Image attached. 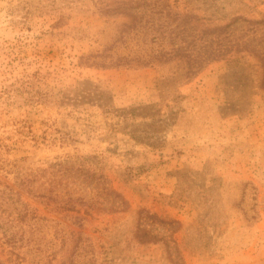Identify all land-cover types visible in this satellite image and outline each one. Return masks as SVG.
Segmentation results:
<instances>
[{"label":"rangeland","instance_id":"1","mask_svg":"<svg viewBox=\"0 0 264 264\" xmlns=\"http://www.w3.org/2000/svg\"><path fill=\"white\" fill-rule=\"evenodd\" d=\"M123 1L0 0V264H264V0ZM238 15L190 76L169 40Z\"/></svg>","mask_w":264,"mask_h":264},{"label":"trees","instance_id":"2","mask_svg":"<svg viewBox=\"0 0 264 264\" xmlns=\"http://www.w3.org/2000/svg\"><path fill=\"white\" fill-rule=\"evenodd\" d=\"M150 3V2H149ZM156 3L153 2V5H155ZM122 7H130L133 6L131 8L134 7H140V6H144V4L141 2V0H131V1H123L121 4ZM118 12H121L123 14H127V15H131L130 11L128 10V8L126 9H122L120 8ZM169 16H172V20L176 21L177 17L180 16L178 13H171L168 12ZM133 19L132 21H130L129 23L125 24L126 28L128 29H132L135 30V28L137 27H142V17H138L135 14H132ZM243 19V20H247L249 23H256V21H260V20H254V19H249L246 18L244 16H236L233 19H231L230 21L226 22L223 25H217V26H213V27H209V28H205L203 30V32L206 35H210L209 37L206 35H202L201 38L203 39L204 37H206L205 43L203 45V48H197L194 50V46L195 41L196 40H190L187 41L186 37L183 34V38L182 39H173V40H169V44L171 43L173 45V49L179 51V50H183L186 49L185 53L182 52V54L180 55L181 57L187 56V62L190 61H194L193 63H190V69L191 71L188 72V74L190 76H193L195 74H197L201 68L203 66L206 65V62H211L214 60H220V59H225L227 57L228 54H230V52L233 50V47H235V44L233 43L234 40L230 39V34H231V26L237 22L238 20ZM151 20L152 22L155 21V19L151 16ZM149 22V20H148ZM190 22V21H189ZM172 23V21H171ZM188 23V22H187ZM153 24V23H152ZM171 24H169L168 26H170ZM182 25L180 24H176L174 28L171 27L170 31H175L176 29H179ZM186 27L184 26V29ZM138 29V28H137ZM136 29V30H137ZM139 32H141V28L138 30ZM156 38H154L152 40V42H156L155 41ZM185 39V40H184ZM186 41L187 44L184 47L183 46V42ZM152 43L151 41H147ZM161 42V41H160ZM192 42V44H191ZM146 43V42H145ZM236 47H240L239 45H237L236 43ZM145 54L139 52L137 53L135 56H130V55H126V56H120L122 58H120L119 62H106L104 61L103 63H101L102 65H122V59H125L126 62L123 63H131L132 61H136L137 64L141 65V66H151L152 64H154L156 61L158 62H171L172 60H174L177 56L176 52L173 53H162V54H158V53H154V52H147V50H145ZM184 53V54H183ZM229 59V58H227ZM196 65V66H195ZM0 209L2 207V205L5 206V211L8 212L9 214H12L13 212H17V216H13L11 223L15 225V223H17L18 221H23L25 218H27L29 215H31L32 211L29 207V205L23 201L22 197H21V193L20 191L16 190L14 187L7 185L5 188H3L2 190H0ZM2 212V211H1ZM1 225V224H0Z\"/></svg>","mask_w":264,"mask_h":264}]
</instances>
